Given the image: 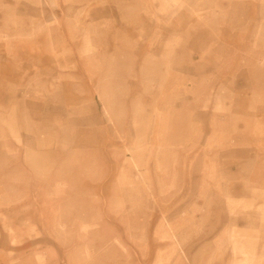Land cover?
Instances as JSON below:
<instances>
[{"label": "rangeland", "instance_id": "obj_1", "mask_svg": "<svg viewBox=\"0 0 264 264\" xmlns=\"http://www.w3.org/2000/svg\"><path fill=\"white\" fill-rule=\"evenodd\" d=\"M17 1L0 0V39L14 35L8 26L15 19L29 18L13 13ZM114 7L116 23L107 31L93 25L81 29V17L79 21L69 17L67 10L65 19L61 15L54 19H61L62 25L44 32L38 17L36 42L43 65L53 63L48 56L53 49L79 50L61 46L81 36L106 50L117 40V51L114 56L106 52L79 60L68 54L58 66L51 65L65 69L66 79L80 93L93 96L92 110L85 104L66 117L62 103L77 101L67 96L69 85L58 87L54 95L58 104L37 106L41 121L33 128L39 137L37 167L31 181L22 175L21 193L7 192L2 201L20 195L27 203H0V212L17 226L21 245L12 254L3 252L0 264H264V253H235L260 252L256 241L230 238L229 249L227 244L202 246L223 223L229 230L258 228L252 210L223 211L225 203L212 191L196 190L202 184L199 162L191 172L184 167L206 134L210 116L204 108L212 94L219 108L231 101L238 115L250 106L264 116V0H117ZM157 39L176 44L175 51L166 48L172 62L145 63V40ZM13 69L4 71L11 82L16 81ZM72 73L84 74L85 80ZM145 90L157 102L150 112L145 111ZM179 100L181 111L160 118L163 107ZM237 119V115L224 119L218 112L213 122L218 130L231 132ZM246 120L252 130L251 117ZM196 121L203 127L195 128ZM155 134L162 136L166 148L159 161L167 175L149 177L156 203L145 206L144 185L125 188L133 167L124 162L132 153L145 171V153L154 155L145 152V142H153ZM220 137L213 141L215 157ZM223 139L227 143V136ZM173 145L182 148L171 150ZM261 146L264 150V142ZM110 152L118 170L125 168L120 183L113 182L117 166L109 162ZM175 161L183 166L172 172ZM156 168L152 165L149 171ZM173 187L182 191L168 190ZM158 233L176 234L183 254L173 241L153 238ZM30 234L34 238L28 239ZM7 247L3 236L0 248Z\"/></svg>", "mask_w": 264, "mask_h": 264}, {"label": "crops", "instance_id": "obj_2", "mask_svg": "<svg viewBox=\"0 0 264 264\" xmlns=\"http://www.w3.org/2000/svg\"><path fill=\"white\" fill-rule=\"evenodd\" d=\"M18 4L19 7H16L13 13L21 17H29L28 20L16 22L18 19H15V22L8 26V30L13 31L14 35H4L0 39V176L2 179L0 181V203H27L20 195L11 202L2 201L7 192L21 193L23 190L22 175H27L31 181L35 167H37L39 137L33 131V128L41 123L37 117V106L47 104L48 101H51L52 105L58 104L54 100L58 87L69 85L70 88L66 94L68 97H75L77 101L62 103L61 107L67 113L66 117L70 119L85 104L89 105L92 110L93 96L90 99L86 95H83V93H80L75 88L74 82H69L66 79L68 72L65 69L58 67L57 70H54L51 65L61 63L62 57H66L68 54L73 59L79 60L90 55L98 56L106 52L110 56H114L117 51V40H114V44L111 45L113 50L110 47H107L106 50L103 46H95L91 40H87V38L81 36L75 39L72 44L67 43L61 46L65 48L71 47V49L78 47L79 50H64L60 52L53 49L48 53L53 63L43 65L39 63V47L36 42L39 37L38 17L40 25H43L41 29L45 32L55 25H62L61 19L66 18L65 14L67 10L70 11L69 17L77 20L79 16L81 17V29L85 30L93 25L95 26V30L107 31L108 27H114L116 23V9L114 6L117 4V0H19L17 1ZM35 15L36 17H33ZM59 15H61L59 17L61 19L55 21V17ZM26 31L29 32L28 35L21 34V32ZM32 41L34 45H31ZM29 42L30 45L27 46ZM166 48L168 51L171 48L175 51L176 44L173 43L171 45L159 39L153 41L145 40V63L166 64L167 62H172L171 58H167L165 55L167 53ZM9 66L14 67L12 72L16 78L15 82L7 80L5 76L4 71ZM23 69L27 72H24ZM72 74L77 76L78 79L81 76V79L85 80L84 74ZM230 92L231 94L234 93L231 89ZM152 94L151 91L145 90V111L150 112L151 106H157V102L150 98ZM215 98V95L212 94L211 100L204 108L210 116L209 121L205 123V128H207L206 134L203 135L198 146L191 150L189 162L185 163L184 167L191 172L199 162L200 168L197 175L202 179V184L196 190L212 191L214 197L219 198L221 203H225L226 207L223 206V211L225 208L227 211L232 209V214H234L236 210H252L258 229L254 230L246 227L244 229L229 230L227 227H224L226 223H223L221 230L211 238V242L206 241L202 246L215 245L217 247L227 244L229 249L228 241L230 238L236 241L242 239L251 240L258 242L261 249L260 252L253 253L246 250L241 252L236 251L235 253L246 256L253 254L262 255L264 253V150L261 144L264 142V116L260 111L256 112L250 106H247L238 115L237 109V112H235V103L227 101L223 103L222 108H219L215 103ZM181 108L182 104L180 100L177 104L175 102L172 103V107L171 105L163 107L160 118L164 113L181 111ZM44 110L45 108L42 109V111ZM218 112L222 114V118L224 119L232 118L234 115H237L239 118L237 119V126L231 129L230 133L223 132V130L220 131L215 126L213 120L215 119V114L217 115ZM247 116L252 119V130L249 129L246 120ZM61 126L66 125L62 124ZM195 126V128L203 127V123L196 121ZM149 134L150 132L146 131V135ZM221 134V141L217 145L219 152H217L218 154L215 157L213 156L214 152L211 151V149H215L213 141ZM226 136L228 138L227 143L223 139ZM240 139L244 141L239 142ZM114 140L116 141L117 139L115 138ZM145 143V152L154 153V155L145 153V171L137 164V159L132 153L126 158L124 163H128L133 167L131 182L125 188L130 190V188H139L141 184L144 185L146 206V203H156L151 194L153 188L150 185L151 181H149V177L155 174L159 179H164L167 173L162 170L163 164L159 161L161 152L166 150L163 147L162 136L155 134L153 142ZM172 147L171 150L174 151L182 148L181 145H173ZM109 162L117 166L113 182L120 183L125 176L123 172L125 168L122 167L118 170V162L112 158L111 152ZM152 165H156L157 168L156 170L149 171ZM172 166V172H174L175 168H181L183 165L175 161ZM168 190L182 191L181 188L175 187ZM6 206L10 205L7 204ZM239 213L237 212L236 215ZM160 221L163 224L166 222L164 218ZM10 223L7 215L0 212V241L5 236L8 244L6 249L0 248V257L3 252L14 253L16 247L21 245L18 228ZM28 224L29 221H25V225ZM27 238L32 239L34 236L30 234ZM153 238L158 241H173L174 248H178L179 253L183 254L179 238L176 234L166 236L165 233H158L153 235ZM234 250H238L237 247H234Z\"/></svg>", "mask_w": 264, "mask_h": 264}]
</instances>
